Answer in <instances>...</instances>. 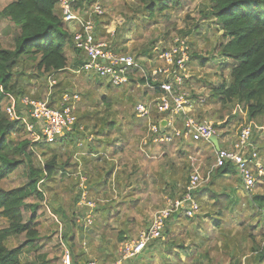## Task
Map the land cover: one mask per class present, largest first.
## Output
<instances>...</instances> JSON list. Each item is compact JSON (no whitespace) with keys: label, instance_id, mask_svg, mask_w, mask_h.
<instances>
[{"label":"trees","instance_id":"trees-1","mask_svg":"<svg viewBox=\"0 0 264 264\" xmlns=\"http://www.w3.org/2000/svg\"><path fill=\"white\" fill-rule=\"evenodd\" d=\"M142 1L145 10L148 11L152 19L155 18L157 11L165 12L171 6L182 4V0ZM89 2L93 4L97 0H89ZM84 3L87 1L77 0L75 8L80 9ZM207 10L208 12L204 13L206 18L214 19L217 26L220 25L219 29L223 31L217 48L219 55L225 57L227 61L215 65L222 69L223 73L219 74L216 71L211 80L205 77L199 78L198 67L209 65L211 62L207 59L204 60L197 50H192L191 69L194 74L188 84L195 94L200 93L199 90L194 89L195 86L201 88L206 85L211 89V96L204 104L206 107L211 106L205 109L204 107L199 108L197 117L209 119L210 116L223 112L233 116L235 107L242 105L247 120L250 116L253 122L257 120L256 125H261L258 120L260 117L264 119V0H209ZM4 20H8L16 30L12 48L0 45V264H27L23 253L31 250L38 251L42 248V244L39 243L41 236L35 220L37 210L45 200L46 190L51 189L54 193V190H58L59 187L63 190L65 188L73 190V187H79L81 178L78 173L80 171L87 175L86 185L89 194H94L98 190L105 191L111 178L116 182V189L123 190L125 186H131L147 172L152 173L150 176H157L160 183L166 185V176L170 173L165 168L164 162L161 161L165 159L172 147H178L177 149L181 150L182 146H186L187 153H192L194 147H202L204 152L199 155L194 153V158L191 154L190 169L187 170L188 180L184 188H180L178 197H182L187 192L193 174L198 173L201 178L207 176L217 158L216 146L210 141L185 140L177 137L173 142L155 143L150 137L147 145L142 147L141 139L147 134L149 121L146 117L137 115L136 106L139 102L149 105L152 109L151 120L153 123H158L160 114L155 104L151 105L149 101L159 94L160 90L154 91L147 85H139V82L137 84L136 81L121 87L107 83V93L99 95V89L103 88L104 80L96 74L85 75L84 72H81L79 76L84 77L82 79L86 82H93L91 84L93 96L97 97L94 98L96 104L93 110L80 109V103H84L87 99L83 94V102L76 104L74 110L78 117L76 130L56 142L35 143L37 148H32L25 125L21 121L8 118L6 108L11 103V96L17 99L19 112L27 114V110L21 105V98L32 89H37L36 94L32 95L36 98H42V94L46 93L47 95L51 91L54 101L62 99L65 93L79 92L76 90L74 78L68 77L67 70L73 52L78 60L76 66L82 63L85 57L81 55V50L75 45L73 34L68 29L62 8L59 6V0H14L0 10V22ZM195 30L200 34L202 29L196 25ZM180 35L183 38L188 37L185 31H182ZM194 37L195 43L200 37L203 44L205 41L206 45H204L209 49L211 37L208 32ZM155 44L156 42L145 51L140 49L141 52H136L142 53L143 51L153 56L157 53L154 51ZM23 64L25 66L21 68L20 66ZM19 67L21 71L18 70ZM228 68H230L229 80L224 74ZM214 77L217 79L214 80ZM51 78L57 80L52 88L50 87ZM139 81L145 83L146 80L144 76H139ZM125 99L130 101L133 106V113L130 114V120L126 124L123 119L118 118L114 108ZM99 105L100 108H103L100 109ZM107 107H110V114L104 116L108 112ZM228 121L221 124L214 122L219 130H224L223 134L237 133V136H240L245 125L236 123L234 126L231 124L228 127ZM83 123H93L97 127V131L92 133L94 136L92 141L88 139L90 133L79 129V124ZM128 127L141 132V138L137 144L138 154L134 158L129 155L123 157L125 153L123 150L131 142L127 133L129 132ZM255 140L260 144L262 142L260 138ZM81 141L82 145L79 146ZM221 146L224 147L226 144L222 143ZM59 149L62 151L61 155H65L64 158L61 156L60 159L58 153L61 151ZM47 153H50L51 156L46 158L43 168H38L35 165V157ZM260 154L264 162V148L263 150L261 148ZM116 155H119V164L115 162ZM146 161L148 166L145 168ZM22 165H25L29 180L20 186L7 188L4 185L5 180L16 173ZM211 171L213 172L209 182L211 177L215 179L224 174L234 177L238 175L237 180L239 182L241 180L236 167L230 162ZM64 174L72 176V185L69 184L70 181L68 184H58V181L64 182L61 178ZM262 176L264 174L258 176L257 183L261 182L259 178ZM49 181L52 183L46 184ZM170 186H172V190L176 189L174 184ZM207 189L208 186L203 188L204 191ZM158 190L162 191L163 189L158 188ZM194 192L200 201L203 193L200 194L197 189ZM106 195L112 197L108 193ZM125 196H122L118 202L110 198V203H100V208L97 210L99 216L98 219H94V223L97 225L109 223L114 208L118 210L125 204L127 208L137 206L136 201ZM80 197L81 188L79 187L78 194L70 199V207L73 208V211L68 215L62 210L61 205H54L52 201L49 204L55 215L59 212L60 214L65 213L64 217L72 218V222L69 221L71 224H77L78 217L76 215L78 212L80 214L81 209L76 210L75 208ZM31 199L32 202L29 203ZM162 200V206L158 209L166 206V201L163 198ZM253 202L263 208L264 194H256ZM26 209H29L30 214L25 220L23 213ZM182 217L187 219L186 216ZM53 225H57V222H53ZM166 231L169 232L170 228L168 227ZM129 232H131L130 228H121L117 232L118 237H115L113 246L114 252L119 249L121 239L127 238ZM261 233L264 238V229ZM21 236L26 237L21 244L10 245L11 239ZM249 236L251 241L255 242L253 234H249ZM62 237L66 238V244L71 248L74 264H87L91 258H88V261L86 257L101 258L94 250L87 255L86 251L82 249L83 240L80 241V244L78 243L75 231L70 234L65 232ZM253 250L257 252L256 257H259V261L264 260V245L260 248V246H256L255 242ZM114 252L112 253L114 254ZM112 253L107 255L108 261L113 257ZM40 257L46 260L47 254H41ZM106 259L103 264L108 262ZM32 264H39L38 259L35 258Z\"/></svg>","mask_w":264,"mask_h":264},{"label":"rangeland","instance_id":"rangeland-1","mask_svg":"<svg viewBox=\"0 0 264 264\" xmlns=\"http://www.w3.org/2000/svg\"><path fill=\"white\" fill-rule=\"evenodd\" d=\"M12 1L14 0H0V10ZM86 1V4H92L89 0ZM97 2L102 4L104 9V15L100 18L104 22V26H106L104 36L110 38V35L107 33L108 30L114 32L113 40L124 51H132L134 53H137L136 51L141 52V50L145 51L146 48L151 47L155 42L159 44L158 46L168 47L174 37L180 36L182 31H185L188 36L185 38H187L186 41L189 44L190 51L197 50L204 60L207 59L211 62L209 65H201L198 67V77H205L211 80V77L216 71L219 74L223 73L222 69L215 67V65H219L221 62L227 61L225 57L219 55L217 48L223 31L219 29L220 25L217 26L214 19L206 18L204 14L208 12L209 0H182L180 6H171L165 12L157 11L153 19L149 16L148 11L145 10V5L142 0H97ZM196 25L202 29L200 34L207 32L210 34L209 49L205 46V41V45L203 44V40L200 37H198L197 43L194 42V36L200 35L195 30ZM15 30V27L9 24L8 20L0 22V45L2 47H13ZM143 51L137 54H145L146 52ZM77 62L76 54L73 52L70 57L67 74L69 75L68 77L74 78L76 90L80 92L81 96L86 95L87 99L84 103H80V109L84 108L92 111L96 104L94 98H97L93 96L94 92L91 88L93 82H86L82 79L84 77L79 76L81 72H78L80 65L76 66ZM24 66L25 64L20 67L22 68ZM20 67L18 68L19 71H21ZM224 74L227 75V79L229 80L230 68ZM216 79L214 77V80ZM194 89L200 92L196 94L195 105H197L198 109L201 107H204V109L210 107L211 105L208 107L206 105H199L202 102L199 100L206 99L205 103L208 102L211 96V89L206 85L201 88L195 86ZM99 91V95L107 93L106 83H104L103 88L99 89ZM36 92L37 89H32V91L26 94L34 96ZM46 96V93L42 94V98ZM117 105L114 107L116 114L126 124L130 120V114L133 113V106L126 99ZM107 111L104 116L110 114V107H107ZM244 115V110L242 105H240L235 107L233 116L230 113L223 112L222 114L210 116L209 119L215 121L217 124L229 120L228 127L231 124L234 126L236 123L252 125L254 132L257 130L260 139H262L260 150L261 148L263 150L264 119L260 117L258 121L262 123V126H257V120L253 122L250 116H248L249 120H247ZM79 129L90 134L97 131V127L93 123L79 124ZM127 130L129 131L127 133L130 137L129 141L131 142L123 150L125 152L123 157L129 155L134 158L138 154L137 144L141 138V132L129 129V127ZM31 144L32 148H37L35 142ZM177 148L172 147L165 159L161 161L162 163L164 162L165 168L170 173V175L166 176V185H162L157 176H150L152 173L147 172L143 176H140V179L137 182L135 181L131 186H125L123 190L118 191L116 189V182L111 178L105 191L98 190L94 194H89V198L96 200L97 206L103 202L110 203V198L118 202L125 195H127L125 196L126 198L137 202L136 207L127 208L125 204L118 210L114 208L109 223L106 222L97 225V223L88 220L89 218L86 219L84 215H87L89 210V213L93 211L86 205L81 204L80 197L75 209H81L80 214L78 212L76 215L81 220L78 222V218L76 220L77 224H71L69 221L72 222V218L64 217V214L66 213L68 215L69 212L71 213L73 211V208L70 207V199H73L75 194H78L79 187L75 186L73 190L70 188L63 190L59 187L56 190L57 192L54 190V193L51 189H47L45 200L39 206L35 220L36 227L41 236L39 243L42 244V248L38 251L31 250L23 253L25 262L32 264L35 258H37L39 264H62V253L65 248H69L71 251V248L66 244V238L64 239L62 237L65 232L70 234L75 231L78 243L80 244V241L83 240L82 249L86 251L87 255L94 250L99 254L98 256H101V258L96 256L86 258H91L90 260L96 259L101 263H104L108 253L114 252L115 237H118L117 232L121 228H130L131 232H129L127 238L121 239L119 245L125 240L140 238L142 232L150 226L157 210H160L158 208L162 206V198L164 199L170 195L176 198L179 196L180 188H184L188 180L187 170L190 169L189 162H191V154L194 158V153L199 155L204 152L202 147H194L192 153L185 151L186 146H182L181 150ZM58 154L60 155V159L61 156L62 158L65 156L61 155L62 151ZM50 156V153L37 155L34 160L35 165L38 168H43L46 158L48 159ZM116 156L115 162L119 164V155ZM144 166L145 168L148 166L147 161ZM212 172L210 169L207 176L202 178V183L197 189V192H200V194L203 193L199 201L201 204L200 212L194 218L187 217V219L182 217L183 215L181 214L171 216L166 223L163 236L149 243L141 253L126 260L123 264H264V260L259 261V257H256L257 252L253 250L255 242L256 246H260V248L264 245V238L261 233L264 229V207L260 208L253 202L254 196L256 195L254 194L255 192L257 194H264V176L259 178L261 182L257 183L256 188L252 192L244 186V194L241 192H232L234 196L229 188H226L228 183L224 184L220 180L217 182L220 176L215 179L211 177L209 182ZM174 176L175 179H173ZM71 177L68 174H64L61 177L64 182L58 181V184H68V181H72ZM28 180L25 165H22L16 173L5 180L4 185L7 188H12L20 186ZM51 183L52 181L46 182L48 185ZM238 183H242V181L240 180L239 182L237 180ZM69 184L72 185V182ZM173 184L176 187L174 190L170 186ZM203 186H208V189L204 191ZM158 188H162L163 190H158ZM106 193L112 195V197H108ZM50 201L54 202V205H61L65 213L60 214L59 212L57 215H54L49 204ZM30 202H32V199ZM82 212L84 214H81ZM29 214V209H26L23 213L25 220L28 219ZM98 216L99 214H96L97 219ZM55 221L57 225H53ZM168 227L170 228L169 232L166 231ZM249 234H253L255 242L251 241ZM25 239V236L13 238L11 239L10 245H19ZM41 254H47L46 260L40 257ZM118 254L119 249L114 252L112 258H109L110 261L106 259L108 261L106 264H111L116 261Z\"/></svg>","mask_w":264,"mask_h":264},{"label":"built area","instance_id":"built-area-1","mask_svg":"<svg viewBox=\"0 0 264 264\" xmlns=\"http://www.w3.org/2000/svg\"><path fill=\"white\" fill-rule=\"evenodd\" d=\"M76 2L77 0H59V6L62 8L68 29L73 34L75 45L85 57L84 61L79 63L78 72L96 74L104 83H111L115 87L130 85L136 81L137 84L139 82V85H147L154 91L160 90V93L149 101L151 105L155 104L160 114L158 123L152 122V109L149 105L139 102L136 106L137 115L146 117L149 121L147 134L141 139L142 147L147 145L150 137L155 143L173 142L177 137L212 142L211 137L216 134L220 149L216 148V163L211 170L228 162L232 163L245 188L252 192L256 188L258 176L264 174V162L259 146L254 141V129L248 124L242 128L240 136H237V133L223 134L224 130H219L213 120L197 117L199 111L195 105L197 95L188 84L193 75L192 51L186 41L187 38L176 36L168 47L155 44L154 51L157 53L153 56L148 53L124 51L113 40L114 32L108 30L110 38L104 36L106 26L100 20L104 15L102 4L84 3L80 9H76ZM139 76H144L145 83L139 81ZM56 83V79H50L51 88ZM81 101L82 96L79 92L65 93L58 101L53 100L51 91L45 98L25 94L21 98V105L27 110V114L24 112L21 114L17 99L11 96V103L7 106L6 112L10 120H18L25 125L31 143H51L76 130L78 117L74 110L76 104ZM199 101H202L199 105H204L206 99ZM163 120L167 121L164 129L161 126ZM88 139L92 141L93 134H90ZM222 143L226 146H221ZM81 145L82 141L79 142V146ZM78 175L81 178L79 184L81 204L93 209L96 207V201L89 198L87 175L81 171ZM201 183V176L195 173L191 177L187 192L182 197L168 196L167 205L156 212L148 229L143 231L138 239L123 241L118 258L111 264H123L141 253L149 243L161 238L171 216L181 214L194 218L201 210V204L194 192ZM92 218V214L89 213L86 219L92 222ZM61 261L62 264H74L69 248L63 251ZM87 264L103 263L92 259Z\"/></svg>","mask_w":264,"mask_h":264},{"label":"crops","instance_id":"crops-1","mask_svg":"<svg viewBox=\"0 0 264 264\" xmlns=\"http://www.w3.org/2000/svg\"><path fill=\"white\" fill-rule=\"evenodd\" d=\"M257 124V123H256ZM260 124L261 125H257V126H262V123L260 122ZM256 132V133H255ZM255 132H254V141L258 144V146H259V149H260V143H259V141H256L255 139L257 138H260V136H259V134H258V131L257 130H255ZM237 179H238V176L237 177H234V176H232V175H229V174H224V175H220V177L217 179V182H219V180L222 182V183H224V184H226V183H228V185H226V188L228 189L229 188V190H230V192L232 193V192H241V193H243L244 194V184H243V182L242 183H238L237 184ZM243 184V185H242ZM233 194V193H232ZM254 194H257L256 192L254 193ZM234 195V194H233ZM171 196V195H170ZM235 196V195H234ZM167 197L168 196H166L165 198H164V200L166 201V205H167ZM173 197V196H172ZM93 200H95V199H93ZM96 201V200H95ZM99 206H97V204H96V207L95 208H93L92 209V216H93V221L92 222H94V219L96 218V214H98L97 213V210L100 208V204H98ZM99 207V208H98ZM86 208V207H85ZM98 208V209H97ZM162 208H164V207H162ZM161 208V209H162ZM96 211V212H95ZM158 211V210H157ZM89 212H90V210L87 212V215L89 214ZM55 215V214H54ZM87 215L85 214L84 216L87 218ZM79 218V220H78V222H80V220H81V218L80 217H78Z\"/></svg>","mask_w":264,"mask_h":264},{"label":"water","instance_id":"water-1","mask_svg":"<svg viewBox=\"0 0 264 264\" xmlns=\"http://www.w3.org/2000/svg\"><path fill=\"white\" fill-rule=\"evenodd\" d=\"M166 124H167L166 120H163L161 122V126L163 129L166 127ZM211 141L213 142V144L216 146L217 149H220L219 138L216 134L211 137Z\"/></svg>","mask_w":264,"mask_h":264}]
</instances>
